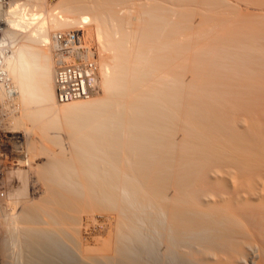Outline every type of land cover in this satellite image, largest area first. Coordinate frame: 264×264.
Listing matches in <instances>:
<instances>
[{"label": "bare ground", "instance_id": "obj_1", "mask_svg": "<svg viewBox=\"0 0 264 264\" xmlns=\"http://www.w3.org/2000/svg\"><path fill=\"white\" fill-rule=\"evenodd\" d=\"M50 1L54 29L91 20L103 37V91L58 104L28 37L3 61L18 91L0 83L1 97L24 103L11 119L39 136L22 133L33 150L0 206V249L65 264L75 239L80 261L264 264V0ZM93 211L95 238L80 226Z\"/></svg>", "mask_w": 264, "mask_h": 264}, {"label": "rangeland", "instance_id": "obj_2", "mask_svg": "<svg viewBox=\"0 0 264 264\" xmlns=\"http://www.w3.org/2000/svg\"><path fill=\"white\" fill-rule=\"evenodd\" d=\"M3 1H5V0H0V18L3 20V22H5L4 24V26H3V28H4V34H3V31H2V29H1V26H0V53H1V55H2V57H3V61L6 59V57H9L8 55H11V53H12V51H14V50H16L17 48V50L16 51H19V50H21V49H19V48H21V42H23V40H25L26 39V37H28V38H30V39H33L32 41H34V42H32V45L33 46H36V47H38V48H36V49H41V51L43 52H45L48 56H49V62H48V64H49V68H50V66H51V70H52V72H51V80H50V82L52 83V85H53V70H54V67H55V65H53V64H55V62H56V57H54V54H53V52H52V48H51V40H50V35H51V33H52V31L53 30H64V29H68V26L71 28V26L72 25H66L67 27L65 28V25H64V27H61V26H56V28L54 29V27H55V25L54 24H51V23H53V22H51L52 20H51V18L50 17H53L55 14L56 15H58L59 13H60V8H55V4L53 3V2H51L50 0H6L5 2H3ZM38 1V2H37ZM16 3L17 4V6H15V7H12V8H14V9H9V6L8 5H6V4H8V3ZM46 2V3H45ZM32 3V4H31ZM39 3V4H38ZM52 3H53V5H52ZM26 5V6H25ZM36 6V7H35ZM53 6V7H52ZM51 7V8H50ZM19 8V9H18ZM22 8V9H21ZM9 9V10H8ZM44 9V10H43ZM6 10H8V11H6ZM33 10V11H32ZM51 10V11H50ZM56 10H57V12H56ZM60 10V11H59ZM11 11H13V12H11ZM8 12H11V13H9V14H7ZM19 12V13H18ZM56 12V13H55ZM63 12V11H62ZM13 13V14H12ZM36 14H37V16H36ZM41 14V15H40ZM50 14V15H49ZM39 15V16H38ZM49 15V16H48ZM52 15V16H51ZM64 15H65V12H64ZM71 15V14H70ZM76 15V14H75ZM13 16V17H12ZM21 16V17H20ZM32 16H33V19H32ZM45 16V17H44ZM60 16H61V13H60ZM62 16H63V13H62ZM73 16H74V14H73ZM28 17V18H27ZM44 17V18H43ZM22 18V19H21ZM34 18H35V20H34ZM40 18V19H39ZM45 19V20H44ZM11 20H12V22H13V26L10 24V23H12L11 22ZM51 20V21H50ZM90 20V19H89ZM139 19H137V21H135V22H139L138 21ZM9 21V23H7ZM43 21H44V23H43ZM49 21L51 22L50 24H49ZM88 21V20H87ZM91 21V20H90ZM87 22V23H84V22H80V23H78L76 26H72V28H80L83 32H82V34H83V42L88 46V49H89V51H90V53H92V55H93V57L95 58V60L97 61V64H98V67H99V86H98V90L96 91V92H94V93H92V94H90L89 95V97H91V96H99V95H101V93H102V91H103V82H102V74H101V72H100V68L102 67V65H101V63H102V61L103 60H105V59H109V50L110 49H107L106 48V46L104 47V41L102 42L103 44H101V41L103 40V37H101V36H97L96 35V29H95V27L92 25V23L93 22ZM43 24H42V23ZM141 22V21H140ZM84 23V24H83ZM38 24H40V25H38ZM88 24V25H87ZM91 24V25H90ZM94 24V23H93ZM7 25V26H6ZM18 25V26H17ZM37 25V26H36ZM42 25V26H41ZM49 25H52V26H49ZM53 25H54V27H53ZM80 25V26H79ZM86 25V26H85ZM44 26V27H43ZM39 27V28H38ZM41 27V28H40ZM53 27V28H52ZM7 28V29H6ZM10 30H9V29ZM88 28H89V30H88ZM11 29H12V31H11ZM42 29V32H40V30ZM52 29V30H51ZM7 30V31H6ZM31 30V31H30ZM11 32V34H10V32ZM34 31V32H33ZM38 31V32H37ZM5 32H9V33H5ZM29 32H32V33H29ZM46 32H48L47 33V35H48V40H49V42L48 43H46V44H44L43 42H38V41H40V39L42 38L41 37V35H46ZM8 34H10V35H8ZM16 34V35H15ZM35 38H33L31 35ZM12 35V36H11ZM39 35V36H38ZM90 35H91V37H90ZM94 35V36H93ZM9 36H11V37H9ZM99 37V38H98ZM40 38V39H39ZM37 40V42L35 43V41ZM17 41V42H16ZM97 41V42H96ZM16 42V43H15ZM40 43V44H39ZM17 44V45H16ZM19 45H20V47H19ZM49 46V47H48ZM89 46H90V48H89ZM98 46V47H97ZM106 49V50H105ZM49 50V51H48ZM92 50V51H91ZM98 52V53H97ZM94 53H95V55H94ZM50 54H51V56H50ZM99 54V55H98ZM55 59H54V58ZM52 61H51V60ZM54 61V62H53ZM99 61V62H98ZM52 65H51V64ZM100 65H101V67H100ZM4 66H5V63H4ZM4 66H3V69H4ZM101 71H102V69H101ZM8 74V73H7ZM11 75L9 76L8 75V79H9V81H10V85H9V87H7V89H12V88H14V89H16L17 91H18V84L15 82V81H13V77H12V80H11ZM2 86L4 85V88H5V84L3 83V84H1ZM3 88V87H2ZM3 88V89H4ZM9 89V90H10ZM15 93V92H14ZM3 96H4V94L3 93H1ZM1 94H0V98H2L1 99V101H0V103H1V105H0V107H2L1 109H0V196H1V198H3L4 200H5V198H7L6 199V201L7 202H2L1 201V198H0V206L3 208V206H6V205H10L11 204V201H12V196L10 195L12 192H13V184H15L16 182V178H17V175L18 174H21V175H23L22 173H19L18 171H19V168H20V166L17 168V166H18V164H20V165H22V159H23V161L26 159V154H24L23 152L26 150V152H28V151H30V150H33L32 148L30 149L29 148V150H27L28 148L27 147H30V144H29V142L30 141H26L22 136H23V134L22 133H29L31 136H34V135H32V133L33 134H35V139H36V141H38L37 140V137L39 136V132H38V129H32L31 128V124H30V122L29 121H31L29 118H28V121H27V117L26 118H24L25 116H23L22 117V121H21V119H19L18 120V122L19 121H21L22 122V125H23V127L25 128H23L22 129V126H20V124L19 123H21V122H17L16 120L17 119H14L15 121H16V123L12 120L13 118H15V116L16 115H18V116H20L21 115V113H20V110L21 109H23V108H21V107H23L24 106V103H22L23 104V106H21L20 107V104L21 103H19L20 102V100H19V97H18V95H16V93H15V95H14V97L15 96H17V98L15 99V101L13 100V96L12 97H10L13 101H11L10 99H9V97H7V96H5L4 98H3V96L1 97ZM6 95V94H5ZM7 98V99H6ZM54 99H55V97H54ZM4 100V101H3ZM7 100V101H6ZM56 101V100H55ZM8 102V103H7ZM12 103V104H10V103ZM22 102V101H21ZM57 102V101H56ZM58 104L59 103H62V102H57ZM3 104H5V105H3ZM8 104V105H7ZM21 104V105H22ZM12 106V107H11ZM21 109H20V108ZM10 108V111L12 112V113H9L10 111L8 110ZM12 108H13V110H12ZM14 108H16L17 110H15ZM19 113V114H18ZM7 114V115H6ZM9 114V115H8ZM11 114L12 115H15L14 117L13 116H11ZM4 116V117H3ZM11 117H12V119H11ZM21 117V116H20ZM20 117H18V118H20ZM14 122H12V124H11V120ZM8 120H10V121H8ZM2 122V123H1ZM17 123L19 124V125H17ZM14 124V125H13ZM12 126H14V127H12ZM17 126H20L19 127V129H17L18 127ZM26 126V127H25ZM29 126H30V128L31 129H29ZM28 127V128H27ZM12 128V129H11ZM22 130H21V129ZM62 128V127H61ZM61 128H58L57 130H53L54 128H51V130H49L50 128H47V130H49V131H47V133L49 132L50 134H52L53 132V134H57V135H59L58 136V139H60V144L62 143V142H64L63 144H61L62 146H64V147H66V144H68V142H67V139H66V133H65V131L64 130H61ZM17 129V130H16ZM56 129V128H55ZM28 130V131H27ZM33 130V131H32ZM37 130V131H36ZM44 133V131H40V133ZM52 132V133H51ZM18 134V135H17ZM36 135H38V136H36ZM56 135V136H57ZM34 139V140H35ZM24 142V143H23ZM26 142V143H25ZM29 144V146H27ZM22 146V147H21ZM22 149V150H21ZM23 149H25V150H23ZM65 150H66V148H65ZM22 151V152H21ZM23 153V154H22ZM18 158V159H17ZM21 159V160H20ZM19 160V161H18ZM19 162V163H18ZM2 163V164H1ZM17 163V164H16ZM16 169H18V171L16 170ZM12 170V171H11ZM13 172V173H12ZM2 173V174H1ZM15 174V175H14ZM21 175L19 176L18 175V178H20L21 177ZM11 176V180H10V177ZM21 178H23V176L21 177ZM9 181V182H8ZM3 182H5L3 185H1ZM11 182V183H10ZM8 186V187H7ZM4 190V191H3ZM10 192V194H8V192ZM10 195V196H9ZM2 199V200H3ZM11 199V200H10ZM2 202V203H1ZM5 203H6V205H5ZM0 207V208H1ZM97 211H93V212H91V213H89L88 214V216L84 219V223L82 222V224L80 225L83 229H86V231L88 232L89 231V229L88 228H90V231H89V233L91 234V236H93V238H95V237H100V236H103V235H105L104 233H103V231L101 232V231H99L98 230V228H97V224H98V222L96 221V217L99 215L98 213L99 212H97ZM94 213V214H93ZM92 215H94V216H92ZM92 217V218H91ZM92 219H93V221H92ZM1 221V226L3 225V222L4 221H2V219L0 220ZM90 221V222H89ZM94 221H96L95 222V224H96V226H95V224L93 223ZM88 222H89V224L90 225H87L88 224ZM94 226H92V225ZM84 225V226H83ZM88 226L87 228L85 227V226ZM91 226H92V228H91ZM93 229V230H92ZM92 232V233H91ZM95 234V235H94ZM101 234V235H100ZM103 234V235H102ZM70 240H73V239H70ZM73 242H75V239H74V241ZM73 242H71L70 243V245H69V248H70V250H68V248H67V251H66V248L65 249H61V251L62 250H65L66 252H70L71 251V254L70 253H68V255H69V260H67L66 258V261H68V262H65V264H75V262H76V264H105L106 262V264H109V263H111V264H113V262H111V261H113V260H111V259H109V260H105L106 262H104V260L103 261H99L98 260V262L97 261H95V262H92V261H94V260H92V261H90L89 259H81V261H80V259H78L79 257V255H78V253H77V251H76V249H73L74 248V246H73ZM73 247V248H71V247ZM4 248V249H3ZM5 248L6 247H2V250L1 251H3L4 252V250H5ZM7 250V249H6ZM0 251V264H13V262H12V260L10 259L11 258V256L9 257V254H10V252L7 250V251H5L4 252V254L2 253ZM55 251H57V249L55 250ZM65 251H63V252H65ZM108 250L106 249V251L105 250H103V251H101V252H105V253H108L107 252ZM7 252V253H6ZM8 252H9V254H8ZM58 252V251H57ZM74 253V254H73ZM85 253H86V255H92V253L93 252H91V251H85ZM54 254V253H53ZM52 254V255H53ZM58 254H59V252L57 253V255L56 254H54L53 256H51V259H53V260H51V262H53L54 260L57 262V264H61L63 261L62 260H60L59 258H61V257H57L58 256ZM3 255H4V257H3ZM56 255V256H55ZM72 255H73V258L74 259H72ZM78 255V256H77ZM55 256V257H54ZM75 256V257H74ZM78 257V258H77ZM58 258V261L56 260ZM70 258H71V261H70ZM77 258V259H76ZM81 258V257H80ZM62 259H64V258H62ZM75 260V261H74ZM76 260H78L79 262H77ZM88 260V261H87ZM95 260H97V259H95ZM61 261V262H60ZM65 261V260H64ZM70 261V262H69ZM74 261V262H73ZM86 261H87V263H86ZM56 262L54 263V264H56ZM64 263V262H63ZM62 263V264H63ZM115 263V262H114ZM116 264V263H115ZM119 264H125L124 262H120Z\"/></svg>", "mask_w": 264, "mask_h": 264}, {"label": "built area", "instance_id": "obj_3", "mask_svg": "<svg viewBox=\"0 0 264 264\" xmlns=\"http://www.w3.org/2000/svg\"><path fill=\"white\" fill-rule=\"evenodd\" d=\"M80 28L54 30L50 35L51 48L56 57L53 70V90L57 102L89 96L99 86V67L83 42ZM0 83L9 87L0 53Z\"/></svg>", "mask_w": 264, "mask_h": 264}]
</instances>
